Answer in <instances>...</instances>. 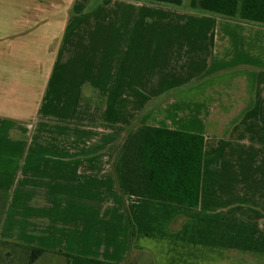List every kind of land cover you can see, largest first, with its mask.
<instances>
[{
    "label": "crops",
    "instance_id": "0c3cea01",
    "mask_svg": "<svg viewBox=\"0 0 264 264\" xmlns=\"http://www.w3.org/2000/svg\"><path fill=\"white\" fill-rule=\"evenodd\" d=\"M31 1L7 18L59 44L24 104L0 76V241L48 251L33 264H264V26L189 0ZM142 126L204 138L197 207L119 193V128Z\"/></svg>",
    "mask_w": 264,
    "mask_h": 264
},
{
    "label": "trees",
    "instance_id": "16d2710c",
    "mask_svg": "<svg viewBox=\"0 0 264 264\" xmlns=\"http://www.w3.org/2000/svg\"><path fill=\"white\" fill-rule=\"evenodd\" d=\"M148 1L180 6L183 0ZM109 2L104 1L105 4ZM189 6L264 26V0H189ZM119 129L126 132V138L112 163V173L123 197L131 195L185 207L198 206L204 144L202 136L145 126L135 130ZM5 203L6 196L0 195V215ZM134 235L135 230L131 225L130 241ZM0 245L20 248L26 254L27 264H33L48 253L41 248L3 241H0ZM123 264H138L130 248Z\"/></svg>",
    "mask_w": 264,
    "mask_h": 264
},
{
    "label": "rangeland",
    "instance_id": "374dc122",
    "mask_svg": "<svg viewBox=\"0 0 264 264\" xmlns=\"http://www.w3.org/2000/svg\"><path fill=\"white\" fill-rule=\"evenodd\" d=\"M187 1L183 0V5H186ZM35 7L31 0H0V76L3 88L12 90V94L19 98V104H24L28 95L37 92L36 90L40 91V85H36L35 90V83L27 84L28 77L38 70L33 66L45 58V48L49 47L53 51L59 44L57 35L48 34L45 27H41V18L34 20L24 17L26 12ZM12 12L24 15L16 22L7 18L8 13ZM96 21L98 29H105L112 24L109 17ZM42 48L44 51H41ZM22 95L25 97L20 99ZM0 264H27V257L21 249L0 245Z\"/></svg>",
    "mask_w": 264,
    "mask_h": 264
}]
</instances>
